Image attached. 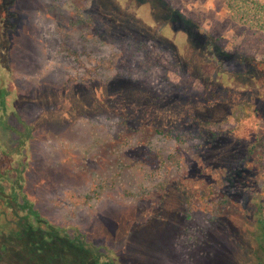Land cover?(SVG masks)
<instances>
[{
  "label": "rangeland",
  "instance_id": "374dc122",
  "mask_svg": "<svg viewBox=\"0 0 264 264\" xmlns=\"http://www.w3.org/2000/svg\"><path fill=\"white\" fill-rule=\"evenodd\" d=\"M0 8L12 44L0 51L7 192L16 184L46 220L115 264H264V0ZM206 69L227 74L230 90L206 86ZM153 116L200 144L196 160L157 169L156 153L183 144L153 132ZM198 122L218 136L207 140ZM214 184L216 204L201 193Z\"/></svg>",
  "mask_w": 264,
  "mask_h": 264
},
{
  "label": "trees",
  "instance_id": "16d2710c",
  "mask_svg": "<svg viewBox=\"0 0 264 264\" xmlns=\"http://www.w3.org/2000/svg\"><path fill=\"white\" fill-rule=\"evenodd\" d=\"M7 11L9 9L3 10L0 8V51L4 56L11 50L10 46H12L10 40L11 28L6 27V22L9 21L6 19H10L7 16L9 14ZM2 13L6 17H3ZM256 65L262 66L263 64L259 62ZM5 69L10 72L11 65H6ZM204 72L213 75L211 77L207 74L200 78L206 86H213L216 90L223 89L224 92L230 90L231 86L229 85V76L227 74H214L215 71L213 69H206ZM209 78L212 79L210 82ZM224 79L227 81L225 85ZM218 81H222L221 85ZM234 83L240 84L237 81H234ZM256 91L258 92L257 96L260 99H264V82H260V86ZM9 95L10 92L5 88H0V109L4 111H6L4 108ZM213 97H215V94H213ZM191 117L193 119V116ZM163 120L164 117L154 116L146 119L150 128L157 135L170 137V139L183 144V149L182 147L178 148L177 145L173 149H170L171 156L165 157L163 151L156 153L160 158L157 169H162L163 173H165L164 175H169L174 171L170 170L171 167L167 164V159L172 157V160L175 162L177 161V157L180 159L183 157L184 163L189 161V159L196 160L195 149L199 152L200 144L196 145V143L195 146L190 143L189 139H183L182 135L176 136V130L169 129L170 125H163ZM198 124L199 128L208 135L207 140H214L218 136L217 132L208 130L204 122H198ZM132 132L136 133L137 130L132 129ZM147 132L149 133L150 131ZM153 134H149V137H145L144 139H150ZM100 145L102 146V150L107 148L105 142H102ZM180 149L182 150L180 151ZM187 169L182 163V165L177 166L175 173L182 172L183 170L187 171ZM10 189L12 191L7 192L5 187L0 184V264H115L105 261L102 253L98 251L99 249L91 245L84 235L78 233L76 230L70 231L69 229L56 226L46 220L39 213L35 203L23 194L19 186L13 184ZM202 189L201 193L205 197H211L212 204H216L217 198L213 196L216 195L218 189L215 184L211 186L206 185ZM197 192L199 193V191ZM263 221H259L261 226H264Z\"/></svg>",
  "mask_w": 264,
  "mask_h": 264
}]
</instances>
